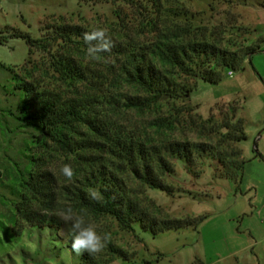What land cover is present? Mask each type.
Listing matches in <instances>:
<instances>
[{"label":"trees","instance_id":"obj_1","mask_svg":"<svg viewBox=\"0 0 264 264\" xmlns=\"http://www.w3.org/2000/svg\"><path fill=\"white\" fill-rule=\"evenodd\" d=\"M80 1L122 4L131 12L115 11L116 28H105L114 47L110 53H101L100 60L87 58L83 40V33L98 28L60 18L45 23L39 38L12 34L29 47V57L14 73V81L25 93L18 120L22 127L33 130L28 166L20 168L18 217L29 226L63 232L69 249L71 223L60 215L68 207L89 220L111 218L130 232L137 226L154 236L171 230H197L205 216L161 217L154 201L143 204L140 188L173 195L174 187L167 178L175 175L179 162L187 172L204 162H209V168L216 164L218 179L240 184L246 164L241 144L248 135L238 102L216 105L223 111L221 122L215 120L213 110L203 119L193 117L199 105L189 107L184 128L196 133L197 141L176 137L183 118L180 111L151 121L150 128L160 137L156 141L150 133L145 138L123 134L113 138L100 110L113 101L127 110L157 111L162 100L188 98L197 86L193 80L217 84L227 73L243 69L245 60L260 47L230 48L193 37L190 18L174 7L176 0ZM124 89L129 92L118 95ZM62 157L67 164H76L71 167L72 180L60 172ZM129 180L138 188L130 187ZM90 189L101 193L99 201L89 198ZM108 253L110 263L124 258L112 244ZM196 262L205 264L200 259ZM81 264L104 262L98 254L84 253Z\"/></svg>","mask_w":264,"mask_h":264},{"label":"rangeland","instance_id":"obj_2","mask_svg":"<svg viewBox=\"0 0 264 264\" xmlns=\"http://www.w3.org/2000/svg\"><path fill=\"white\" fill-rule=\"evenodd\" d=\"M173 5L188 14L193 37L230 48L259 46L260 51L245 60L243 69L232 71V76L227 73L220 83L191 81L197 86L188 98L162 100L157 111L127 110L113 101L100 111L113 138L121 134L145 138L150 133L156 141L160 137L150 128L151 121L158 115L180 111L183 118L176 137L197 141L198 135L184 128L189 107L199 105L193 117L201 115L203 119L213 110L215 120L221 122L223 111L216 105L238 102L248 135L241 144L246 162L243 178L236 185L217 178L216 164L209 168V162H204L187 172L179 162L175 175L167 178L174 194L140 188L143 204L154 201L161 217L205 216L204 222L197 230H171L154 236L140 226L135 232L123 230L111 218L86 219L95 224L99 234L111 235L98 255L104 264H198L197 259L205 264H264V244L256 245L264 237V0H176ZM116 10L131 15L122 4L0 0V264H81V255L68 248L63 232L29 226L17 215L20 168L28 166L33 130L22 127L18 120L25 93L14 81V73L29 57V47L12 34L39 38L45 23L60 18L89 28L113 29L118 23ZM125 91L129 92L118 90V95ZM58 163L63 167L67 160L62 157ZM67 165L76 166L74 162ZM129 186L138 188L134 181ZM110 244L120 249L124 258L110 263Z\"/></svg>","mask_w":264,"mask_h":264},{"label":"clouds","instance_id":"obj_3","mask_svg":"<svg viewBox=\"0 0 264 264\" xmlns=\"http://www.w3.org/2000/svg\"><path fill=\"white\" fill-rule=\"evenodd\" d=\"M83 40L87 44V58L93 61L100 60L101 53H110L114 47L108 30L104 28L83 33ZM60 172L68 180H72L74 176L73 169L67 164ZM88 195L92 200L101 199V193L96 189H90ZM60 215L65 222L71 223L70 232L73 234L71 250L78 256L84 253L89 255L101 253L111 239L109 233L99 234L95 224L86 220L84 215L76 213L71 207L66 208Z\"/></svg>","mask_w":264,"mask_h":264},{"label":"crops","instance_id":"obj_4","mask_svg":"<svg viewBox=\"0 0 264 264\" xmlns=\"http://www.w3.org/2000/svg\"><path fill=\"white\" fill-rule=\"evenodd\" d=\"M260 214H261V211H260ZM263 244H264V237L260 238V240L258 242H256L257 247H259V246H261Z\"/></svg>","mask_w":264,"mask_h":264},{"label":"built area","instance_id":"obj_5","mask_svg":"<svg viewBox=\"0 0 264 264\" xmlns=\"http://www.w3.org/2000/svg\"><path fill=\"white\" fill-rule=\"evenodd\" d=\"M229 75L232 76V72H230Z\"/></svg>","mask_w":264,"mask_h":264}]
</instances>
